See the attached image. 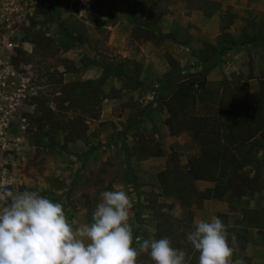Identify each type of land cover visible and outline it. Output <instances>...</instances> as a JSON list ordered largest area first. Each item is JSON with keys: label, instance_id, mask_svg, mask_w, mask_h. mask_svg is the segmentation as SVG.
<instances>
[{"label": "rangeland", "instance_id": "rangeland-1", "mask_svg": "<svg viewBox=\"0 0 264 264\" xmlns=\"http://www.w3.org/2000/svg\"><path fill=\"white\" fill-rule=\"evenodd\" d=\"M0 12L15 43L0 41V188L38 190L81 225L100 193L123 188L138 250L136 236L167 237L199 264L186 234L219 216L233 259L264 260V247L252 258L264 246V146H237L225 195L204 199L214 183L186 172L197 141L168 131L164 105L184 78L206 81L198 114L225 84L264 83V0H0ZM137 264L154 261L140 252Z\"/></svg>", "mask_w": 264, "mask_h": 264}, {"label": "clouds", "instance_id": "clouds-1", "mask_svg": "<svg viewBox=\"0 0 264 264\" xmlns=\"http://www.w3.org/2000/svg\"><path fill=\"white\" fill-rule=\"evenodd\" d=\"M133 201L123 189L100 193L89 223L70 219L62 202L38 190L0 188V264H137L140 252L154 264H190L169 238L136 236L129 223ZM229 226L219 216L199 220L186 241L199 252V264H247L233 259ZM232 239H235L234 234Z\"/></svg>", "mask_w": 264, "mask_h": 264}, {"label": "trees", "instance_id": "trees-1", "mask_svg": "<svg viewBox=\"0 0 264 264\" xmlns=\"http://www.w3.org/2000/svg\"><path fill=\"white\" fill-rule=\"evenodd\" d=\"M66 36L76 39L67 31ZM205 85L204 78L179 80L164 104L165 125L171 134L187 131L197 141L199 152L188 158L186 172L192 180L214 183L200 192L202 198L221 199L223 179L238 164L235 148L254 138L264 146V83L253 92L244 83L225 84L214 110L198 114V94Z\"/></svg>", "mask_w": 264, "mask_h": 264}, {"label": "built area", "instance_id": "built-area-1", "mask_svg": "<svg viewBox=\"0 0 264 264\" xmlns=\"http://www.w3.org/2000/svg\"><path fill=\"white\" fill-rule=\"evenodd\" d=\"M2 15H3V13L0 12V16H2ZM0 36H1V40L0 41L3 44L5 49H10L11 50L15 46V43L13 41L7 40L5 33H0ZM8 58H9V55H7V59L3 60V59L0 58V65L7 66L9 64Z\"/></svg>", "mask_w": 264, "mask_h": 264}, {"label": "crops", "instance_id": "crops-1", "mask_svg": "<svg viewBox=\"0 0 264 264\" xmlns=\"http://www.w3.org/2000/svg\"><path fill=\"white\" fill-rule=\"evenodd\" d=\"M176 10L178 11V5H177V8H176ZM261 197L263 198L264 196V188H262L261 189ZM254 199L253 198H249V201H253ZM256 203H257V200L255 201V205H256ZM260 203H262V201L260 202ZM226 219H232V217H231V214L229 213V216L226 218ZM249 247V246H248ZM258 247V248H257ZM263 244L261 243V242H256V243H254V248L255 249H258L255 253H254V256H252V258H254L255 260H257L258 258H257V254H259V252L261 251V250H259V249H263ZM259 259H261V258H259ZM258 259V260H259ZM256 264H264V260H259V262L257 261L256 262Z\"/></svg>", "mask_w": 264, "mask_h": 264}]
</instances>
